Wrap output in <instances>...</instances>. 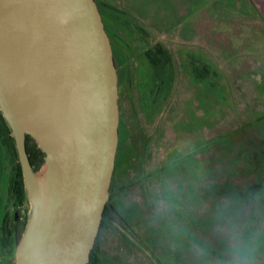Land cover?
<instances>
[{"label":"rangeland","instance_id":"obj_1","mask_svg":"<svg viewBox=\"0 0 264 264\" xmlns=\"http://www.w3.org/2000/svg\"><path fill=\"white\" fill-rule=\"evenodd\" d=\"M103 1L109 8H99L109 24L119 9L165 42L176 88L149 97L153 70L138 45L143 39L126 36L129 52L119 71L121 149L109 198L125 185L121 209L139 208L146 216L150 205L162 210L165 239L134 243V231L119 221L99 241L98 255L119 264H155L150 256L161 251L169 259L175 254L179 264H264V126L252 121L264 113V0H139L143 12L133 0ZM198 58L215 74L198 78ZM5 156L2 196L9 163H15ZM212 158L234 185L228 197L223 189L206 190ZM24 210L28 216V202ZM148 224L133 222L141 236ZM173 232L183 239L176 242ZM185 233L194 240L189 236L185 244Z\"/></svg>","mask_w":264,"mask_h":264},{"label":"water","instance_id":"obj_2","mask_svg":"<svg viewBox=\"0 0 264 264\" xmlns=\"http://www.w3.org/2000/svg\"><path fill=\"white\" fill-rule=\"evenodd\" d=\"M118 80L96 0H0V112L29 204L0 264H88L115 167ZM27 135L44 152L36 170Z\"/></svg>","mask_w":264,"mask_h":264},{"label":"flooded vegetation","instance_id":"obj_3","mask_svg":"<svg viewBox=\"0 0 264 264\" xmlns=\"http://www.w3.org/2000/svg\"><path fill=\"white\" fill-rule=\"evenodd\" d=\"M98 4V0H96ZM101 8L103 5H100ZM101 15H102V10H100ZM125 13V12H124ZM127 16L129 18L134 19L133 16L130 15V13H127ZM111 21L110 24L108 23L107 20L103 19L105 28L109 34L112 47H113V55H114V60L115 64L117 67L118 71V78H119V71L120 74H123V71L121 70V66L125 64V61L127 60L125 57V52H129L128 48V43L126 41V38L124 39L125 42H122L120 38H117V35H121L120 32V26L116 21V18L113 15L109 16ZM103 18V16H102ZM141 23V22H140ZM128 27H132L133 31L135 33V37H132L129 35L128 37L131 38L132 40H137L138 38L143 39V41L146 43V45L142 49V55L147 63L150 65L149 59L144 56V51H146L148 48L155 46L157 44H161L163 47H165V42L161 39L156 38V34L151 30V28L147 27L146 25L142 24L143 27L147 30V33L149 35H144L143 33L140 34V32L137 30V28L132 25L133 23H128ZM132 25V26H131ZM114 30V31H113ZM130 33V32H129ZM128 38V39H129ZM122 39V38H121ZM142 42V40H141ZM140 43V42H139ZM126 76V75H125ZM127 79V76H126ZM133 76L131 75L128 77L127 81H130L133 83ZM118 86H119V80H118ZM119 102V100H118ZM120 109V107H119ZM119 136H120V128H119ZM118 149V148H117ZM121 149V148H120ZM120 149L119 152L116 154L117 158L120 154ZM117 150V151H118ZM7 154H10V151L8 149V146L6 144L5 140V128H4V119L3 116L0 112V174H1V162L3 157L5 158ZM116 161V160H115ZM212 169H211V175L209 177V181L211 183H216V184H225L229 185L231 188L234 187L233 183L228 180H223V177H227V173L224 170V166L221 163L219 166H214L215 160L212 158ZM14 165L15 163H9V177H8V182L6 186V192L5 195L2 196L1 193V187H0V210L2 211V214L0 216V261L7 260L11 257L12 249L16 242L19 240L22 231L25 226V222L27 219V214L26 211L24 210V205L27 203V199L24 198L21 201L18 199L17 195V190H16V185H15V170H14ZM115 168V167H114ZM124 187V188H122ZM125 185H122L115 189V192L112 193V198L114 200V207L115 211L112 212V226L116 225L120 222L125 223L130 229L134 231V234H136L135 238H131L132 242L136 243H142V244H159L162 242L165 237L162 228L164 227V223L166 222V218L162 215V210L153 208L151 205L149 206V210L147 211L148 216L145 215V213H141V210L138 208L137 210H130L129 208L127 210L121 209L119 207L118 201V195L123 193L125 191ZM159 197L162 198L163 193H162V188H160L159 191ZM2 197H5L2 199ZM116 198V199H115ZM143 212V211H142ZM141 217V218H140ZM195 217L194 215L191 217ZM148 220V226L146 230H144L145 236H141L138 233H136V230L134 229L133 222L137 223L139 221H145ZM163 229H166L165 227ZM174 236V239L177 240L180 238L178 237L174 232L172 233ZM192 234V232L190 233ZM190 236V235H189ZM187 234L185 233V241L188 240ZM191 240H194L193 236L189 237ZM98 239V235H97ZM183 239V238H180ZM187 241L185 242V244ZM94 252L92 254V257L95 261L94 264H119L115 261H110L107 263H104L101 259V257L98 255V240L96 241L94 248ZM163 250H166L163 248ZM167 254V253H166ZM164 252H159L156 254L155 252L153 253V256H150L151 259H153L155 264H179V259H177L175 254H172L171 258L169 259V254L165 257L166 255ZM185 254L182 259H187L188 252L184 251L182 255ZM90 261V260H89ZM168 261V262H167Z\"/></svg>","mask_w":264,"mask_h":264},{"label":"trees","instance_id":"obj_4","mask_svg":"<svg viewBox=\"0 0 264 264\" xmlns=\"http://www.w3.org/2000/svg\"><path fill=\"white\" fill-rule=\"evenodd\" d=\"M133 3H134L133 6L135 8L140 10V12H143L144 9H143V6L141 7V3L139 2V0H133ZM100 5L107 6L109 8V3H107V2L105 3L103 0H98V6L101 7ZM110 8L112 9L111 6H110ZM113 12L114 13L112 15L116 18V21L119 24L120 29H121L119 32L121 35H117V38H120V40L122 42H125L124 39L126 36L131 35L132 37H135V33L133 31V28L130 26L128 27V25H130L128 23H133L132 25L134 26V28L135 27L137 28V30L140 32V34L143 33L144 35H149L147 33V30L143 27V25L136 18H134V19L129 18L127 16V13H124L123 11H122L123 12L122 13L119 9H116L115 11L113 9ZM138 45L140 47H142V49H143V47L146 45V43L144 41L143 42L140 41V43ZM143 54L145 57H147V59H149V62H150L149 68L153 70V71H150L149 75H148V76H150V86L147 89V94L149 95V97L152 96L154 98V96H160L162 93H165L166 89L171 90V92H170V95H171V93H173L174 89L176 88V84L174 85L175 65L172 62L173 53L171 52V50L167 47H163L161 44H157L155 46L148 48L146 51H144ZM198 59H199L198 60L199 64L197 66L198 67V78L204 79V78H206V76L210 77V75H209L210 72L215 74L214 70L210 69V65L205 60H202L201 58H198ZM210 87H215V84L211 83ZM252 121L254 123H256V125H258V126L260 125L261 127H263L264 126V113L255 117V119H253ZM260 121L263 123L259 124ZM4 128H5L6 144L8 146V149H9L11 155L15 159V165H14L15 178L14 179H15V185H16L18 199H19V201H21L22 199L26 198L24 185H23L22 172H21L20 164L18 162L16 150L14 147L13 138L10 135L9 128H8L5 120H4ZM25 144H26V151H27L30 163L32 165V168H33V170H36L40 167V165L43 162L44 152L38 147L36 142L29 135L26 136ZM120 147L121 146L118 142V149H120ZM118 152H119V150L117 151V153ZM115 160H116V158H115ZM208 186L206 187L207 188L206 190L223 189V191H224V194H222L224 196L223 198H225L226 196L228 197L227 193H229V191H233V188H231L229 185H225V184H219L218 185L216 183H212L209 187ZM122 188H124V187H122ZM113 211H115L114 200L112 199V197H110L109 200L107 201L105 209H104V214H103L101 225H100L99 232H98V239L96 238V241L98 240V244H99V241L101 240V238L103 237L104 233L112 225L113 219H112L111 215H112ZM93 250L94 249L91 250L90 261L88 262V264H94L95 263V261L92 257V254L94 252Z\"/></svg>","mask_w":264,"mask_h":264}]
</instances>
